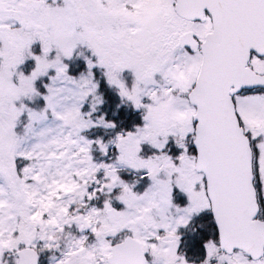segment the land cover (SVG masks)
Here are the masks:
<instances>
[{
	"label": "snow or ice",
	"instance_id": "snow-or-ice-1",
	"mask_svg": "<svg viewBox=\"0 0 264 264\" xmlns=\"http://www.w3.org/2000/svg\"><path fill=\"white\" fill-rule=\"evenodd\" d=\"M0 264H264V0H0Z\"/></svg>",
	"mask_w": 264,
	"mask_h": 264
}]
</instances>
